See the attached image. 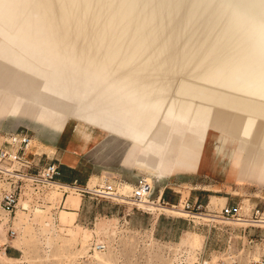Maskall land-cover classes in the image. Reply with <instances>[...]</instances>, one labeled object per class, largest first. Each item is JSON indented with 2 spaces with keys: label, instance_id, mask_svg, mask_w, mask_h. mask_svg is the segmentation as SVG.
<instances>
[{
  "label": "bare ground",
  "instance_id": "obj_1",
  "mask_svg": "<svg viewBox=\"0 0 264 264\" xmlns=\"http://www.w3.org/2000/svg\"><path fill=\"white\" fill-rule=\"evenodd\" d=\"M19 1L7 0L15 10L24 11L18 6ZM85 1H34V9L45 24L55 27L52 48L49 47L47 62L42 65L27 64L29 55L15 48L10 55H5L22 73L19 71L17 79L0 77V115H18L61 128L69 118L99 126L108 132V142L114 136L132 141L125 159L156 175L168 165L165 158L174 135L183 138L189 133L186 144L198 146L202 142L198 139L199 134L204 132L206 141L213 140L220 152L231 153L233 169L245 172L253 159L254 170L264 177V42L252 55L243 54L246 47H241L238 42L232 43L229 50L219 51L209 50L206 45L173 53L161 48L162 44L148 48L145 45L147 39L142 35L133 38L128 32L137 27L139 20L126 19V12L109 8L112 6L109 0H88L92 7L84 6ZM137 1L126 0L129 3ZM204 1L139 0L146 5L144 10L148 20L160 21L159 31L162 32L166 31L167 17L172 14L178 19L199 17L204 12ZM176 3L180 7L171 8ZM100 4L108 6L104 14L109 17L92 16L99 11ZM31 6L29 3V12L34 7ZM220 9L221 6H217L213 11L216 14ZM3 14L0 10V18ZM235 26L236 23L231 27L234 34L225 36V39L246 32L244 29L237 32ZM245 28L252 30V39L258 35L264 41V23L252 21ZM65 32L70 35L64 37ZM35 33L34 39L37 40L40 33ZM84 49H93L94 52L87 53ZM65 50L67 55L58 57L60 60L57 61V54L59 56ZM85 64L87 68L90 65L105 70L107 78L96 84L95 89L91 83L83 82L82 76L73 74L77 66ZM112 75L127 91L122 93L116 89L111 92ZM246 79L250 82L240 85ZM82 89L86 90L84 97L80 96ZM93 90L96 96L88 100ZM128 91L140 93L141 99L133 101ZM103 99L107 101L101 107ZM214 134L221 137L214 139ZM29 143L32 146L33 140ZM247 152L250 155L246 157ZM258 156L261 157L260 163L256 161ZM52 187L55 186L49 188ZM129 188L126 186L122 193ZM22 192L18 205L25 193ZM125 199L131 203L128 196ZM17 217L21 219V211ZM102 244V248L95 244L96 250H104L106 246Z\"/></svg>",
  "mask_w": 264,
  "mask_h": 264
},
{
  "label": "rangeland",
  "instance_id": "obj_2",
  "mask_svg": "<svg viewBox=\"0 0 264 264\" xmlns=\"http://www.w3.org/2000/svg\"><path fill=\"white\" fill-rule=\"evenodd\" d=\"M31 1L21 0L18 2V6L24 8V11H22L21 9L15 10L12 4H8L7 0H0L1 12L4 14L5 12L9 13L3 14V17L0 18V77L4 76L3 79H17L19 71H21L19 68H14L16 64L9 59L10 57L5 58V55L12 53V48L28 54L29 62L27 64L31 63L30 65L34 63L45 64L50 54L49 47L52 48L51 38L54 37L55 31L53 29L55 27L45 24L42 16L34 9L35 0ZM109 2L112 3L109 8L114 7L116 11L126 12L128 17L126 19L139 20L137 27L128 32L133 38H136L135 35H142V38L147 39L145 45L148 48L162 44L161 48H164L166 52L173 53L182 49L195 50L201 45H206L209 50L219 51L220 49L229 50L232 43L238 42L241 47H246V50L242 51L243 54L252 55L261 49L260 45L264 42L258 35L252 39V30L247 31L245 28L252 21L260 24L264 23V0H206L202 3L204 12L197 18L178 19L173 14L167 17V29L163 32L159 31L161 26L159 20H148L149 18L146 17L147 14L144 10L146 5L139 2V0L134 3L126 2V0H109ZM29 3L34 6L31 12L28 9ZM83 5L89 6L91 4L86 0ZM179 5V3H176L171 8H179ZM217 6H221V9L219 13L215 14L213 10ZM107 7L100 4L98 6L99 11L92 16L109 17L104 14L105 9H109ZM235 23L237 32L241 29L246 32L240 35L235 33L236 37H231L235 32L231 27ZM132 24H129V26ZM23 27L26 29L22 30ZM34 30L40 33L39 38L42 37L41 40L39 38L34 39L36 34ZM229 34H231L229 39H225L224 37L229 36ZM69 35L70 32L63 34L64 37ZM45 38L51 45L45 42ZM218 43H220V46ZM44 47H47L48 50ZM83 51L87 53L94 52L93 49H84ZM262 51L264 53V48ZM67 53V50H65L59 53V56L57 54V61L60 60L58 57H63ZM86 66L88 65L77 66L73 74L82 76L83 82L91 83V87L95 89L97 88L95 85L103 83L102 81H105L107 75L104 73L105 70L99 66L92 67L94 70L90 65L88 68ZM18 67L22 68L21 65ZM60 69L61 65L56 71L58 72ZM91 69L92 71H90ZM110 80L111 92L116 91V89L121 90L122 93L127 91L120 86L116 76L112 75ZM248 82L250 80L246 79L240 85ZM79 92L80 96L84 97L86 90L82 89ZM128 92L132 94L133 101L141 99L140 93ZM92 96H96L94 90L91 96H88V100ZM106 101V99H103L101 107L106 105ZM149 105L148 107H151ZM71 122L74 121L70 120L64 123L68 126ZM36 123L38 124L33 119H26L18 115H0V131L28 129L29 135L35 134V129L31 131V127L36 128L34 126ZM68 132L71 138L79 139L75 133ZM95 134L97 142L100 137L96 131ZM185 136L186 138L190 137L189 133ZM205 136L203 132V134H199L198 139L206 141ZM219 137L221 135L214 134L212 136L214 139ZM36 148L37 151L44 149L38 142L36 146L35 144L29 146L30 151L36 150ZM114 154L116 155L113 152L110 156V152L100 148L98 144L89 150H85L82 158L90 172L94 170L93 175L101 174V172L112 175L114 169V162L112 163V161L116 158ZM249 155L247 152L246 157ZM254 165L255 162L252 159L248 163L245 172L253 171ZM144 174L145 172L140 173L135 183ZM149 178L146 179L151 183L153 178L152 181ZM110 179L113 178L110 176ZM92 180L93 183L101 182L102 177H92ZM4 186L0 181V264H264V238L254 237L250 239L237 226L246 223V221L257 222L254 221L257 218L263 219V211H254V215L249 211L234 212L229 218H223L220 211L217 212L219 215H215L212 220L211 214L206 213L207 209L197 208L192 213L197 215H194L196 225L191 231L199 234L187 233L181 239V236L174 239L163 235L164 229H160L159 235H154L151 226L144 229L131 227L125 222L122 214L103 215L94 219L92 215L93 204L91 202L86 206L88 210L85 215L76 220L80 224H75L66 214L60 213L63 209H60L58 213L54 212L55 209L53 208L62 195L56 187L44 189L37 194L24 189L23 192L25 193L20 198L18 208L16 209V206L13 209H7L4 208L1 202V191ZM123 190V188L118 189L119 192H123ZM130 190L128 189L124 193L129 194ZM152 191L153 186L151 193ZM215 200H220V198L213 197V203ZM122 203L131 204L128 201ZM107 206L104 205L102 209H108ZM19 211L22 212L21 219L17 217ZM156 211L154 209L150 213L154 215ZM164 211L174 215L180 214L167 209ZM187 215L191 217L190 214ZM212 223H215V226ZM11 229H14V233L11 232ZM97 243H104L106 248L102 251L96 250L95 244ZM15 246L18 247V250H15L14 253L12 249Z\"/></svg>",
  "mask_w": 264,
  "mask_h": 264
},
{
  "label": "crops",
  "instance_id": "obj_3",
  "mask_svg": "<svg viewBox=\"0 0 264 264\" xmlns=\"http://www.w3.org/2000/svg\"><path fill=\"white\" fill-rule=\"evenodd\" d=\"M70 120L74 122L68 126L62 123V128L33 120L38 122V124L36 123L38 126L34 124L36 128L31 127V131L35 129L36 133L30 134V141L33 140L35 146L38 142L44 149L37 151L36 148V150L30 151L29 143L26 150L27 154L34 158L38 157L34 153H40L42 160L46 158L56 160L60 170L59 180L77 179L79 183L83 185L87 183L90 186L93 182L92 177H102V172L93 175L94 170L90 172L82 158L85 150L98 144L100 148L108 150L110 156L113 152L116 153V155L114 154L115 160L110 159V162H114V169L113 174L109 175L113 178L110 180L118 184L117 187L120 189H125L126 186L131 189L140 173L145 172L144 178L150 177L151 181L153 178L150 183L153 186V191L149 197L153 199V202L149 203V210H142L133 204L127 205L115 199L61 191L62 195L60 194L58 203L53 208L54 212L58 213L60 209H63L60 213L66 214L75 224H80L76 220L85 215L88 210L86 206L91 202L94 219L103 215L122 214L125 222L131 227L144 229L151 226L154 235H159L160 229H164L163 235L166 237L176 239L181 236V239L187 233H197L191 231L196 225L194 215L197 214L193 215L192 213L195 212L197 206L198 209H207L206 213L211 214V219L215 215H219L217 212H220L225 205L239 213L249 211L253 214L256 208H259V212H264V177L261 178L256 170L240 172L239 168L233 169L231 153L220 152L213 140H204L198 146H191L189 143L186 144V136L181 138L174 135L170 140L165 158L168 165L156 175L125 159L132 145V141L128 138L114 136L108 142L106 139L108 132L103 128L75 118H69L67 121ZM26 131L28 132V129ZM68 131L75 133L80 140L71 138ZM95 131L100 137L97 142ZM42 153H46L47 157ZM256 161L260 163L261 157L258 156ZM186 164H190V166H186ZM119 180H122V183H118ZM213 197L220 198V200H215L213 203ZM185 201L189 202L194 210L184 209L182 204ZM172 204L179 207L175 210L176 207L173 208ZM104 205H108V209L103 210ZM154 209L157 211L153 215L150 212ZM165 209L180 214L167 213L164 211ZM187 214H190L189 216L192 214V216L188 217ZM243 219L249 220L248 218ZM254 221L257 222L246 221V223L237 226L250 239L264 238V218H257ZM212 224L215 226V223ZM17 248L13 247L12 251L15 253Z\"/></svg>",
  "mask_w": 264,
  "mask_h": 264
},
{
  "label": "built area",
  "instance_id": "obj_4",
  "mask_svg": "<svg viewBox=\"0 0 264 264\" xmlns=\"http://www.w3.org/2000/svg\"><path fill=\"white\" fill-rule=\"evenodd\" d=\"M29 140L30 135L23 129L0 131V181L5 185L1 191V202L4 208L16 207L24 189L37 194L50 186H55L63 193L73 191L80 195L115 199L121 202H126L125 197L128 196L131 204L142 210H149V203L153 202V199L149 198L152 186L143 175L133 184L129 195L118 191L117 184L110 180L109 174H103L101 182H96L92 186H88L87 183L83 185L77 179L61 181L58 179L60 170L56 160L52 158L42 160L40 153H34L37 158L27 154ZM43 155L47 157L46 153ZM118 183H122V180ZM172 207L176 205L172 204ZM182 207L186 210L193 208L187 201ZM255 211H258V208ZM234 212L235 210L230 206L225 205L221 210V216L229 218ZM11 232L14 233V229H11ZM97 246L102 248L104 245L97 243Z\"/></svg>",
  "mask_w": 264,
  "mask_h": 264
}]
</instances>
